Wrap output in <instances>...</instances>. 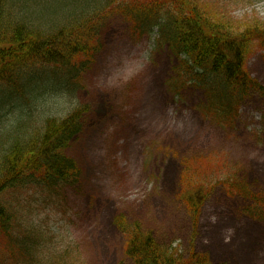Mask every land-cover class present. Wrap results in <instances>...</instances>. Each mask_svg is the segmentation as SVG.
I'll return each mask as SVG.
<instances>
[{
	"label": "rangeland",
	"instance_id": "374dc122",
	"mask_svg": "<svg viewBox=\"0 0 264 264\" xmlns=\"http://www.w3.org/2000/svg\"><path fill=\"white\" fill-rule=\"evenodd\" d=\"M195 1L233 23L264 27V0ZM106 16L86 69L72 85H56L29 104L21 130L34 134L46 118L79 106L83 129L65 150L79 180L58 192L30 187L5 196L20 216L12 236H0V264H134L113 221L118 215L184 256L191 247L215 264H264V223L243 215L246 202L219 181L232 172L254 191L264 190V99L246 97L234 126L218 123L216 115L218 122L210 120L200 89L176 98L165 86L177 57L157 43L156 29L136 42L121 14L108 9ZM249 48L246 70L264 85V50L255 41ZM18 104L5 107L6 122L16 118ZM4 150L0 143V155ZM187 176L209 185L196 224L179 198Z\"/></svg>",
	"mask_w": 264,
	"mask_h": 264
},
{
	"label": "trees",
	"instance_id": "16d2710c",
	"mask_svg": "<svg viewBox=\"0 0 264 264\" xmlns=\"http://www.w3.org/2000/svg\"><path fill=\"white\" fill-rule=\"evenodd\" d=\"M3 5L0 143L5 150L0 155V236L8 238L16 225L14 218L20 216L12 200H5L11 191L34 187L58 192L62 185L79 180V167L65 152L83 127L79 106L61 117L46 118L43 128L34 134L21 130L26 125L25 116L32 112L29 104L40 101L56 85H72V79L86 69L99 49L98 28L108 17V9L129 22L134 41L156 29L157 43H166L178 58L174 74L167 80L168 88L173 92L187 84L203 88L207 99L204 114L214 112L221 122H229L247 96H264V86L245 67L253 40L258 39L264 49V27L242 22L244 28L240 29L242 23L215 15L195 0H3ZM14 98L26 103L18 104V115L8 123L5 107H12ZM222 179L219 181L232 195L238 194L247 202L243 212L264 221V191H251L244 180L229 173ZM183 182L179 198L196 224L209 185H198L204 181L198 183L191 176ZM17 197L19 193L13 201ZM113 221L124 233V254L134 264H215L206 253L191 249L185 257L171 246L164 247L138 221L129 223L121 215Z\"/></svg>",
	"mask_w": 264,
	"mask_h": 264
}]
</instances>
